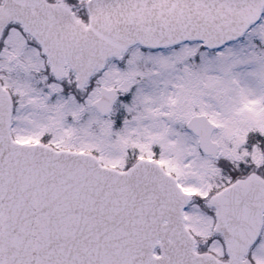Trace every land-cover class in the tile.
Instances as JSON below:
<instances>
[{
    "label": "snow or ice",
    "instance_id": "snow-or-ice-1",
    "mask_svg": "<svg viewBox=\"0 0 264 264\" xmlns=\"http://www.w3.org/2000/svg\"><path fill=\"white\" fill-rule=\"evenodd\" d=\"M0 264H264V0H0Z\"/></svg>",
    "mask_w": 264,
    "mask_h": 264
}]
</instances>
